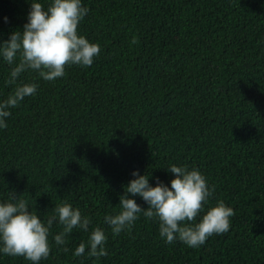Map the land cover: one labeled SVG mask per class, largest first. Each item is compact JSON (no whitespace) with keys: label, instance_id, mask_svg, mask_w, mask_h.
Segmentation results:
<instances>
[{"label":"trees","instance_id":"1","mask_svg":"<svg viewBox=\"0 0 264 264\" xmlns=\"http://www.w3.org/2000/svg\"><path fill=\"white\" fill-rule=\"evenodd\" d=\"M83 3L78 32L100 54L52 82L21 75L39 87L0 129V197L15 192L41 215L72 203L89 232L104 229L107 255L73 256L89 235L74 229L63 246L49 237L40 264H264V0ZM29 10L30 0H0V40L23 29ZM10 71L0 62V98L14 87ZM170 164L201 170L210 202L234 210L230 230L199 248L168 244L141 214L114 236L104 217L119 210L132 171L155 186L169 183ZM0 264L30 262L0 255Z\"/></svg>","mask_w":264,"mask_h":264},{"label":"clouds","instance_id":"2","mask_svg":"<svg viewBox=\"0 0 264 264\" xmlns=\"http://www.w3.org/2000/svg\"><path fill=\"white\" fill-rule=\"evenodd\" d=\"M88 12L83 0H30L23 29L0 40V62L10 66L7 84L14 86L6 97L0 98V129L7 127L12 108L37 93L38 83L21 81L22 74L32 71L40 79L52 82L65 75L68 65L90 67L94 63L100 46L78 32ZM4 22H8V17H4ZM166 169L173 174L169 183L157 177L155 186L149 181L151 174L132 171L134 178L124 186L119 210L104 217L112 234L130 228L141 214L158 221L159 235L168 244L179 241L199 248L213 234L227 233L234 210L223 200L210 202L214 188L201 170L177 164ZM135 196L141 197L147 207L138 204ZM54 224L60 226V231L53 235ZM91 224V218L68 201L55 205L51 214L41 215L31 209L27 199L11 192L6 198L0 197V255L23 257L30 264H40L50 255V236L57 246H63L76 229L89 235L75 247L73 256H84L86 248L89 257L106 256L107 235L99 226L89 232ZM63 250L68 251L67 247Z\"/></svg>","mask_w":264,"mask_h":264}]
</instances>
